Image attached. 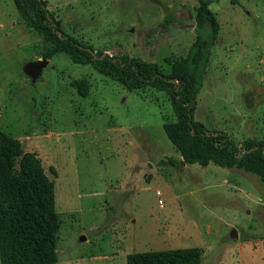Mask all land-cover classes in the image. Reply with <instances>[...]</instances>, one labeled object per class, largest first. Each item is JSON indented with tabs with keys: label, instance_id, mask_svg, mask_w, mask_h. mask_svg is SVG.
<instances>
[{
	"label": "rangeland",
	"instance_id": "obj_1",
	"mask_svg": "<svg viewBox=\"0 0 264 264\" xmlns=\"http://www.w3.org/2000/svg\"><path fill=\"white\" fill-rule=\"evenodd\" d=\"M44 1L62 32L165 73L195 39L198 0ZM208 7L221 43L211 48L194 119L238 144L264 139V0ZM50 47L13 0H0V130L34 152L54 182L57 264H126L132 252L185 247H199L202 264H264V182L239 166L180 162L162 126L175 119L164 91H129L62 53L32 82L23 64Z\"/></svg>",
	"mask_w": 264,
	"mask_h": 264
},
{
	"label": "trees",
	"instance_id": "obj_2",
	"mask_svg": "<svg viewBox=\"0 0 264 264\" xmlns=\"http://www.w3.org/2000/svg\"><path fill=\"white\" fill-rule=\"evenodd\" d=\"M21 18L51 43L44 57L67 55L77 64H89L98 73L129 91L145 87L167 93L175 119L163 129L185 164L212 162L220 167L239 166L264 182V139L247 137L236 143L221 130H209L194 119L211 48L220 30L211 0L194 7L195 39L179 68L165 73L155 62L129 54L112 56L95 50L62 32L44 0H13ZM77 87H84L76 81ZM54 182L45 174L34 152L0 130V264H57L59 216ZM126 264H202L199 247L169 248L126 255Z\"/></svg>",
	"mask_w": 264,
	"mask_h": 264
},
{
	"label": "water",
	"instance_id": "obj_3",
	"mask_svg": "<svg viewBox=\"0 0 264 264\" xmlns=\"http://www.w3.org/2000/svg\"><path fill=\"white\" fill-rule=\"evenodd\" d=\"M48 64V59L29 60L23 64V72L27 75L32 82H35L42 74L44 67ZM184 163V162H183ZM231 238L236 236L235 229L233 228L229 234ZM85 239V237H82Z\"/></svg>",
	"mask_w": 264,
	"mask_h": 264
},
{
	"label": "crops",
	"instance_id": "obj_4",
	"mask_svg": "<svg viewBox=\"0 0 264 264\" xmlns=\"http://www.w3.org/2000/svg\"><path fill=\"white\" fill-rule=\"evenodd\" d=\"M220 43H221V37L218 35V39H217ZM259 54H256V56L258 57V61L259 62H262L263 61V58H260L258 56ZM261 55V54H260ZM262 56V55H261ZM245 98H246V101H254L255 100V97L253 95H251L250 93L245 95ZM44 135V134H43ZM55 198V197H54Z\"/></svg>",
	"mask_w": 264,
	"mask_h": 264
}]
</instances>
